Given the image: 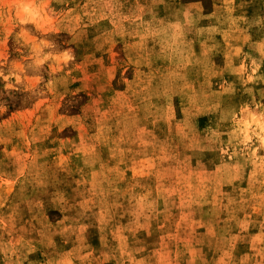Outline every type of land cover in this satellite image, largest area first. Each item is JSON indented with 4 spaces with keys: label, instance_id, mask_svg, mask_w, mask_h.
Returning <instances> with one entry per match:
<instances>
[{
    "label": "rangeland",
    "instance_id": "obj_1",
    "mask_svg": "<svg viewBox=\"0 0 264 264\" xmlns=\"http://www.w3.org/2000/svg\"><path fill=\"white\" fill-rule=\"evenodd\" d=\"M0 264H264V0H0Z\"/></svg>",
    "mask_w": 264,
    "mask_h": 264
}]
</instances>
